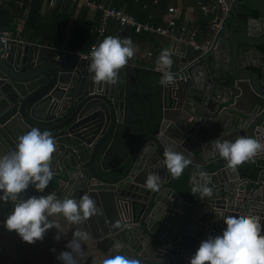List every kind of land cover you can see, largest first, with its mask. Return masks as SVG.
Wrapping results in <instances>:
<instances>
[{"label":"water","instance_id":"water-1","mask_svg":"<svg viewBox=\"0 0 264 264\" xmlns=\"http://www.w3.org/2000/svg\"><path fill=\"white\" fill-rule=\"evenodd\" d=\"M238 1L229 5L236 23L234 34L226 39L225 71L231 80L215 84L216 88L225 87L228 100L215 95V88L212 97L217 105L230 104L232 80L236 85L249 83L264 99L261 78L247 66H238L244 49L249 52L264 45V0H249L260 15L245 24L236 12ZM229 28L227 25L223 31ZM2 47L0 44V157L15 151L18 137L31 129L49 131L56 141V152L52 161L54 176L45 191H57L59 199L79 201L89 195L95 200L103 219L94 236L106 254L126 255L141 264H183V259L192 255L202 241L222 235L226 216H255L264 235V184L250 182L254 186H249L239 172L240 166L231 171L216 151L207 152L196 141L209 135L200 127H210L211 121L204 119L209 114L207 102L198 101L201 93L208 94L202 85L213 84L205 59H199L201 51L177 60L171 70L173 82L162 85L163 117L159 129L141 138L133 150L129 146L131 159L121 170L119 166L106 168L102 161L97 162V156L98 160L103 157V147L120 128L121 92H129L131 78L125 73L126 66L120 70L114 96L108 85L93 81L94 74L88 70L91 59L79 56L77 60L56 47H30L15 40L9 41L5 55ZM198 76L202 77V85L197 83ZM261 114L254 121L251 115L241 120L247 129L238 132L235 140L247 136L264 143L257 131L264 120V111ZM167 149L182 151L191 161L178 177L185 183L182 190L168 181L171 175L163 163ZM114 171L117 173L105 176ZM149 173L161 177L158 191L144 186ZM206 181H210L213 196L201 200L193 188ZM46 195L29 186L22 197ZM0 203L6 220L14 205Z\"/></svg>","mask_w":264,"mask_h":264},{"label":"crops","instance_id":"crops-1","mask_svg":"<svg viewBox=\"0 0 264 264\" xmlns=\"http://www.w3.org/2000/svg\"><path fill=\"white\" fill-rule=\"evenodd\" d=\"M123 1H126L123 8L115 7V0H102L101 2L92 0H56L54 4L51 3V0H5L4 2V10L9 22L5 32L13 37V40L23 42L30 47H56L60 51L68 53L71 58L79 60L80 56L82 59L89 60L91 58L87 57H90L93 48L98 46L106 37L113 36L120 39H131L136 52L125 67L127 77L131 74V78L128 83L129 92L125 94L123 90L121 92L120 109L122 114L120 128L118 133L105 144V147H103L104 155L100 157V160H98L99 157L97 156V162L102 161L106 168L116 166H119L121 170L126 168L131 159L129 146L133 150L141 138H147L151 136L148 135L149 133L156 132L159 129L158 127L161 125L163 117V101L162 85L160 84L162 72L158 68L157 59L162 50L169 49L173 60L172 70L177 60L198 52L195 50L192 42H190L191 39L199 47L212 43V49L209 52L201 50V55L199 56V59H205L213 84L206 85L205 82L202 85V77L198 76L197 83L202 85L204 90L208 91V94L201 93V98L198 101L202 99L207 102L209 114H205L204 119L211 120L210 127H200L201 130H207L209 135L206 138L199 137L196 139L198 144L204 146L205 151L209 152L213 151L210 142L217 138H220L221 141L228 140L234 142L235 136L239 135L238 132H243L247 129L245 128L246 122L242 124L241 120L246 121L248 116L251 115L252 121H254L262 115L261 113L264 111V99L247 82L236 85L233 80L230 81V86L233 89L231 91L232 98L230 104L224 102L217 105L215 99L212 97L213 90L216 88L215 84H220L223 80H231L225 71V65L227 60L226 39L234 34L235 28L234 26H230V23L233 22V16L230 13L229 6L234 0H225L229 7V13L225 16L217 6V0H201L209 8L214 9L216 7L215 10L208 13H204L201 10L198 5L199 0H166V7L162 9L158 0L152 2L156 9L147 6L148 3L151 5V0ZM143 1L146 2L142 3ZM204 1L208 4H205ZM240 2L242 0L236 2L235 8ZM127 4L130 5L132 12L126 10ZM57 5L60 6L58 11L55 10ZM101 5L129 15L137 23L150 28L169 29V22L171 20L176 22V26L168 36L159 35L155 31L137 33L134 28H124L114 20H104L103 11L99 9ZM36 6L40 8L37 13ZM171 8L177 11L169 13V9ZM55 17L65 18V30L62 37L56 36L50 39L49 34H53L58 25L56 24ZM214 24L221 25V32L214 28ZM227 25L231 28L228 31H223ZM87 26L90 28L89 33H87ZM180 33H183L181 39ZM218 34L221 37L219 39H217ZM2 48L5 54L4 47ZM238 66L240 68L247 66L249 71L256 75L258 74L255 70L260 69L264 75V54L261 53L259 47L251 48L249 52H247V49H244L238 59ZM129 67L134 69L133 72L129 71ZM259 77L262 83H264V78ZM132 78L134 82L131 80ZM115 86L116 84L108 85L110 93L114 96H116ZM132 94L138 95V98L136 97L134 100L133 97L129 104V98ZM214 94H220V98L228 100L225 87L221 86V89L219 87L216 88ZM225 109H227V112H223ZM126 124L129 131L125 135L123 129ZM234 127L236 130H233ZM123 136L126 137L124 141L128 150L121 153L120 161L115 163V159L114 162L112 161L114 153L117 152L115 143L119 137ZM125 156L128 157L126 160H124ZM222 160H219V162ZM258 160L260 159L257 158L256 161ZM244 166L247 167L248 165L245 164ZM244 166L242 164L239 167L242 177L244 175L241 172L243 168H246ZM114 173H117V171L105 173V176L107 177ZM244 179L245 181L252 182L247 178ZM259 179L264 181L262 170L256 181L258 182ZM168 181L181 183L180 179L173 178L172 176L168 178ZM256 181L254 184L257 183ZM249 185L252 186V183H249ZM44 192L51 194L48 190ZM55 194L57 196V191H55ZM102 217L103 214L93 216V221L87 220L79 226L70 225L66 220L58 219L56 216L50 217L49 219L59 223L63 230V235L59 242L54 240L57 230L50 229L42 241L29 245L23 242L18 234H12V232H9L4 227L5 220L2 218L0 210V264H61L57 260V256L61 252L68 250L66 245L72 239L73 232L77 227H81L88 234L87 240L82 242L85 255L80 259V264H103V260L109 258L110 255L106 254L98 246L100 240L94 236L100 227ZM154 224L156 227L158 226L157 219H155ZM159 231L160 229H158ZM155 239H157V235ZM196 251L197 249L193 251L192 255L185 258H191Z\"/></svg>","mask_w":264,"mask_h":264},{"label":"clouds","instance_id":"clouds-1","mask_svg":"<svg viewBox=\"0 0 264 264\" xmlns=\"http://www.w3.org/2000/svg\"><path fill=\"white\" fill-rule=\"evenodd\" d=\"M136 48L130 38L120 39L108 36L91 51L89 72L93 73L96 84L115 85L119 73L133 58ZM171 51H161L157 65L162 72L161 85L171 84L173 60ZM214 151L227 162L231 171H236L246 162L264 152V143L255 138L241 136L234 142L217 138L210 142ZM56 152V141L49 131L41 132L37 128L18 137L15 151L0 157V201L11 202L13 212L4 221L9 232H15L23 242L32 245L42 241L50 229H56L54 240L59 242L63 230L59 223L50 220L56 216L66 220L70 225L79 226L90 217L102 214L95 200L84 195L79 201L70 198L59 199L55 193L46 196H31L27 199L22 194L32 186L43 193L53 179V154ZM164 165L173 178H178L190 165V159L182 151L167 149L164 152ZM161 177L149 173L145 187L153 192L158 191ZM206 181L203 186L193 188L200 199L213 196V189ZM225 229L222 235L209 237L201 242L189 264H264V235L257 217L250 215L226 216L223 218ZM88 234L81 227L73 232L67 243V251L61 252L57 260L61 264H80L84 257L82 242ZM53 251H55L53 249ZM103 264H141L140 260L126 255H113L103 260Z\"/></svg>","mask_w":264,"mask_h":264},{"label":"trees","instance_id":"trees-1","mask_svg":"<svg viewBox=\"0 0 264 264\" xmlns=\"http://www.w3.org/2000/svg\"><path fill=\"white\" fill-rule=\"evenodd\" d=\"M92 1H95V2H101L102 0H92ZM155 0H151V5H149L148 3V7L150 6V8H155L156 7L154 6V2ZM125 2L126 1H123V0H115L114 2V6L117 7V8H123L125 6ZM146 1H143L142 3H144ZM158 2L161 4V9L162 8H165L166 7V0H158ZM141 3V4H142ZM205 4H208L206 3V1H204ZM60 8L59 5H57L55 7V10L58 11ZM40 10V8H38V6H36V13ZM126 10L129 11V12H132L131 10V7L129 4H127L126 6ZM167 10V9H165ZM236 12H237V15H238V18H239V21L242 23V24H245L250 18H258L259 17V12L255 9V7L250 3L249 0H242V2H240L237 6H236ZM7 14L5 13V10H4V4L3 6L1 7L0 9V27L2 28V30H6L7 27H8V18H7ZM55 21H56V24H58L54 30V33L53 34H49V37L50 39L56 37V36H63V33H64V30H65V24L64 22H66L65 18H61V17H55ZM236 23L234 22H231L230 23V26H235ZM58 27H60L58 29ZM90 31V28L87 26V33H89ZM13 38V37H12ZM259 50L261 51L262 54H264V45L260 46L259 47ZM255 72L261 76L262 78H264V75H263V71L258 69V70H255ZM138 95L136 94H132L129 98V104L131 103L132 101V98L134 97V100L136 99ZM138 98V97H137ZM128 131H129V128L127 129V124L125 126V128L123 129V133L126 135L128 134ZM126 137H119V139L116 141L115 143V149H116V153H114V158H113V162H114V159H115V163H118L120 161V158H121V153L123 152H127V147H126V144H125V140ZM248 165L247 167L244 166V165ZM244 167L246 168H243L242 170V174L244 175V178H247L249 180H251L252 182H255L257 180V177L260 173V171L264 168V160L261 159V160H258L256 162H246L243 164ZM181 182V181H180ZM176 183L177 187L179 190H182L184 189L185 187V183L181 182L180 184H178L177 182H173V184ZM184 184V185H182ZM182 185V186H181Z\"/></svg>","mask_w":264,"mask_h":264},{"label":"built area","instance_id":"built-area-1","mask_svg":"<svg viewBox=\"0 0 264 264\" xmlns=\"http://www.w3.org/2000/svg\"><path fill=\"white\" fill-rule=\"evenodd\" d=\"M4 2H5V0H0V9L3 6ZM55 2H56V0H51L52 4H54ZM198 5L204 13L211 12V11L215 10V8H216V7L214 9L209 8L208 6L204 5L201 0H199ZM217 6L219 7V9H221V12L223 13L224 16L228 15L229 7H228L225 0H217ZM99 9H101L103 11L104 20H110V19L114 20V21L118 22L120 24V26H122L124 28H134L137 33L155 31L159 35H167L168 36L169 34H171L172 29L176 26V22L174 20H171L169 22V25H170L169 29H165V28L154 29V28H150L146 25H142V24L137 23L135 21V19L129 15H126L122 12H119V11H116L113 9L105 8L103 5L99 6ZM176 11L177 10L174 8L169 9V13H175ZM214 28L217 31L222 30L220 24H214ZM181 37H183V33H180V39H181ZM12 40H13L12 37L8 33H6L4 30H2V28L0 27V44L3 45L4 50H5V54H6V50L8 49V43H9V41H12ZM190 42H192L196 51L203 50L204 52H209L212 49V43L207 44L204 47H199L194 43V41L192 39ZM87 58H91V56L87 57ZM257 131L259 133L258 136H260L264 140V120L261 123V125H259L257 127ZM257 158H259L260 160L261 159L264 160V152L256 155V157L253 160L256 161ZM262 174H264V168L262 169ZM260 181L262 182V184H264V181H262V180H260ZM258 182L255 185H257V186L261 185V182H259V183ZM249 183L250 182H248L247 184L249 185ZM253 183H255V182H253ZM253 183H252V186H253ZM189 262H190V258L189 259L188 258L183 259V264H189Z\"/></svg>","mask_w":264,"mask_h":264}]
</instances>
